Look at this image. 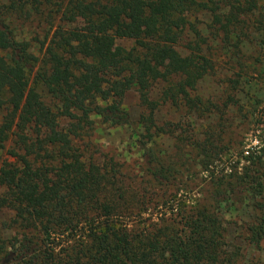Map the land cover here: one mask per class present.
<instances>
[{
    "label": "trees",
    "instance_id": "1",
    "mask_svg": "<svg viewBox=\"0 0 264 264\" xmlns=\"http://www.w3.org/2000/svg\"><path fill=\"white\" fill-rule=\"evenodd\" d=\"M258 7L0 0V210L13 213L8 226L20 236L0 243V264H239L228 214L248 244L261 247L264 150L227 166L235 158L210 124L228 102L199 93L224 65L237 78L223 76L225 92L237 89L248 31L264 28ZM122 39L133 41L127 55L116 51ZM130 93L142 109L135 125ZM162 106L206 125L185 135L177 121L158 120ZM99 123L136 130L132 147L143 161L131 173L86 144ZM194 189L199 196H188ZM247 210L252 217L241 225Z\"/></svg>",
    "mask_w": 264,
    "mask_h": 264
},
{
    "label": "rangeland",
    "instance_id": "2",
    "mask_svg": "<svg viewBox=\"0 0 264 264\" xmlns=\"http://www.w3.org/2000/svg\"><path fill=\"white\" fill-rule=\"evenodd\" d=\"M258 9L255 14L258 13L261 17L258 19V27L263 26L264 15V0H258ZM263 14V15H262ZM200 21L209 23L208 18L205 16L199 17ZM33 33L43 32L42 29H32ZM249 39L243 46V54L247 61L248 67H246V73L244 77L238 79L240 83L234 91H227L228 86L223 82V76H233V70L230 66H223L222 71H218V76L207 78L200 86L199 93L203 94L207 98L209 103H215L222 106L228 102V107L223 108L224 112L220 115H213L210 126L213 130L223 131V140L221 141V147L225 151L230 150L229 157L235 158L233 161L226 162L228 166L235 165L237 160L242 156H247L246 152H262L264 150V28L257 30L251 28L248 31ZM133 46L131 40H118L116 42V51L122 55H127L129 50ZM235 60V58L233 59ZM234 79H237L236 77ZM230 96V98H228ZM125 105L129 108L132 118V124H136L139 120L142 109L138 105V99L135 93H130L125 100ZM224 113V115H223ZM223 116V117H222ZM157 117L160 122H167L169 120L177 121V125L182 128L185 135L197 136L199 127L205 126L206 123H202L196 120L195 117L191 118L183 110H173L170 106H162L157 112ZM220 118H223L220 120ZM222 124V125H221ZM200 125V126H199ZM221 126V127H220ZM223 126V129H222ZM97 131H90L86 138V144L92 148L94 152H99L97 155L104 157H112L119 164L123 165L124 172L131 173L134 170L133 167L137 163H141L140 154L138 149L132 147L133 135L136 132L134 128L129 127H110L108 125L98 124ZM180 136V133H177ZM189 137L186 139V144L189 142ZM89 141L92 143L90 144ZM165 141V140H164ZM167 146L171 145L170 141H166ZM84 146V145H83ZM6 158L5 153L0 154V160ZM226 156L223 159L226 160ZM246 163L242 162L240 167L245 166ZM220 168L224 167L222 164ZM137 167V166H136ZM198 176V175H197ZM196 188V187H194ZM197 189H194L190 195L199 196ZM183 192L179 193V197H186ZM13 213L7 210H0V243L8 244L15 238L20 236L11 229L10 223L13 218ZM252 217L250 210L244 211L241 218H237L242 225L243 222H247ZM234 218L228 214L226 216V228L228 231V242L232 247L236 246L241 248L242 261L239 264H264V241L262 246L255 248L249 245L241 230L234 226L232 222ZM5 224V226H4Z\"/></svg>",
    "mask_w": 264,
    "mask_h": 264
}]
</instances>
